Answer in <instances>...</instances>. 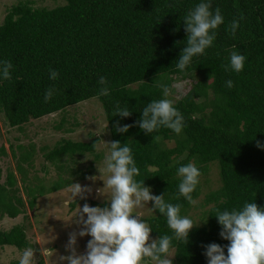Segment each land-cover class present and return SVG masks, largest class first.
I'll return each instance as SVG.
<instances>
[{
  "label": "trees",
  "instance_id": "1",
  "mask_svg": "<svg viewBox=\"0 0 264 264\" xmlns=\"http://www.w3.org/2000/svg\"><path fill=\"white\" fill-rule=\"evenodd\" d=\"M66 1L54 8L21 2L7 12L0 25V59L11 60L14 69L11 80L0 81V114L10 127L22 129L32 119L98 98L112 140L133 149L141 169L137 179L146 177L145 184L154 194L166 191L165 199L181 203L184 215L194 205L182 196L176 198L180 182L177 167L194 162L202 176L211 165L219 166L221 186L206 198L211 206L204 218L213 215L190 231L187 244L174 240L172 247L177 264H207L204 245L229 243L219 235L215 210H230L250 199L264 206V148L257 146V142L264 144V0H213V9L221 8L224 23L217 30L214 45L194 57L183 72L175 66L186 43L183 19L198 0ZM241 16L240 28L233 35L231 21ZM233 50L247 57L239 73L225 71ZM50 68L59 72L57 80L49 79ZM100 76L109 81L108 96L98 95ZM176 77L195 80L176 101L186 126L179 135L167 128L145 134L136 123L143 107L153 99L164 98L163 86L173 90ZM228 79L234 81V87L226 86ZM50 86L56 93L45 102L44 94ZM117 104L129 106L132 114L113 116ZM117 121L121 126L130 125L126 133L116 131ZM172 140L175 145L170 147L167 143ZM100 142L96 134H91L89 141L64 138L45 157L62 171L64 156L96 153ZM12 151L17 157L14 148ZM6 153L2 148L0 154ZM33 154L24 151L18 159L17 168L24 182L28 180L24 163L33 165ZM2 172L0 167V217L16 218L26 212L27 205L35 209L47 191L62 188L61 180L49 187L30 182L24 186L28 195L25 200L18 194L15 172L8 171L5 183L1 182ZM200 194L199 182L192 195L197 200ZM88 202L98 204L87 198L71 204L75 207ZM147 218L155 238L171 234L166 217L158 210ZM5 245L33 247L25 225L0 228V246Z\"/></svg>",
  "mask_w": 264,
  "mask_h": 264
},
{
  "label": "clouds",
  "instance_id": "2",
  "mask_svg": "<svg viewBox=\"0 0 264 264\" xmlns=\"http://www.w3.org/2000/svg\"><path fill=\"white\" fill-rule=\"evenodd\" d=\"M239 19H233L230 30L233 35L240 28ZM184 28L187 33L185 46L176 59V68L185 71L192 64L193 58L205 54L206 50L214 45L217 30L224 23V16L219 6L213 9V0H198L197 3L184 16ZM247 57L240 51L233 50L224 65L225 71L239 73L244 70ZM14 65L11 60L0 59V81L11 80ZM49 79L57 80L59 72L49 69ZM102 85L98 95H110L107 77L100 76ZM228 88L234 87V81H226ZM177 91H182L184 84L177 82L173 85ZM164 98L153 99L147 103L136 123L145 134L159 132L161 128L170 129L177 135L182 133L186 126L185 117L176 106L175 99L170 97V88L163 86ZM56 89L50 86L44 94L45 102L52 99ZM119 114L128 117L132 114L129 106L121 107L117 104L113 116ZM130 125H120L116 122L117 132L126 133ZM257 146L264 148V144L257 142ZM109 151L104 155V187L110 190L109 198L104 206H92L84 203L79 206L76 223L82 225L79 231L69 234L65 245L67 255H61L60 261L67 264H173L171 249L174 240L185 241L190 238V231L199 227L201 222L207 223L209 213L199 221L189 215L182 214L181 203H172L165 199L166 191L154 194L151 186L145 184V178L138 180L141 169L137 165L133 149L119 140L108 142ZM99 150V149H98ZM155 171V169H150ZM100 172V170H99ZM101 173V172H100ZM101 173V176L104 174ZM180 178L178 195L189 204H197L192 193L200 182L201 170L194 162L180 164L176 169ZM95 180L96 177H86ZM71 199L77 197L85 199L91 192L88 185L72 182L69 186ZM151 201V207L148 202ZM148 207L151 212L166 217V223L171 234L159 235L153 238L152 226L140 209ZM86 214V216H85ZM213 215V214H211ZM220 225L219 235L229 243L221 245L211 242L204 245V255L207 264H264V206L258 205L254 200H245L242 205L230 210L217 208L215 215ZM90 236L86 251L78 252V237ZM227 249V254L225 253ZM35 251L31 246L26 247L18 264H34ZM42 253V252H41ZM44 254V253H42Z\"/></svg>",
  "mask_w": 264,
  "mask_h": 264
},
{
  "label": "rangeland",
  "instance_id": "3",
  "mask_svg": "<svg viewBox=\"0 0 264 264\" xmlns=\"http://www.w3.org/2000/svg\"><path fill=\"white\" fill-rule=\"evenodd\" d=\"M21 2H30L36 8H54L65 4L67 1L0 0V25L4 22L10 8ZM194 81L193 78L176 77L173 85L181 82L184 87L182 91H177L174 87L173 90H170V97L175 101L179 100L191 89ZM91 134L101 137L96 152L99 157L95 155L96 153L66 155L61 161V164L64 165L62 171H59L54 163L46 159L45 154L52 150L60 140L69 138L89 141ZM111 141L113 140L108 121L103 105L98 98L80 102L40 119H32L22 129L10 127L6 123L4 115L0 114V153L2 148H5L7 152L0 154V167L3 170L1 182L5 183L9 170L15 172L18 180L16 187L20 189L18 194L27 200L28 195L24 189L27 183L31 182L32 185H35L36 182L43 183L49 187L57 180L62 181V188L44 193L45 195L38 199L35 209H31L27 205L26 212L21 213L16 218H11L8 215L0 217L1 229L9 230L17 224L25 225L27 238L33 244L32 248L35 251L34 264H39L42 260L43 264H67V261H60L59 257L68 254L65 245L68 242L69 234L73 231L78 232L79 228L82 227L76 223L78 219L76 215L79 206L82 207L84 204L79 203L75 207L72 206L71 203L75 200L71 199L68 191L72 182L90 186L91 192L86 194V198L98 202L97 205L105 203L106 199L109 198L110 190L104 187L101 178H107V174L104 173V155L110 150L108 142ZM167 145L174 146V140L169 141ZM13 148L17 157L13 155ZM24 151L34 153L33 165L29 166L28 163H24V167L28 170V180L25 182L17 168L18 159ZM99 170L104 173L102 176ZM92 176H95L96 179L86 178ZM200 185L201 194L196 200L197 204L187 214L196 221L203 219L205 211L211 206V204L206 203L208 195L221 186L219 166L211 165L208 173L200 177ZM88 204L96 206L90 202ZM151 205L152 202L149 201L147 206L151 207ZM147 206L139 211L146 217H151L155 213L151 212ZM151 236L155 238L152 233ZM90 238L88 235L78 237V252L86 251V244ZM24 249L14 245L0 246V264H11L14 260L19 261ZM170 254L173 255V264H177L174 261L175 250L171 249ZM147 264H155V262L147 261Z\"/></svg>",
  "mask_w": 264,
  "mask_h": 264
}]
</instances>
